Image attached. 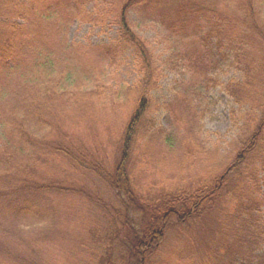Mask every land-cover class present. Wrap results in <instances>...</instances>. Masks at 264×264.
Masks as SVG:
<instances>
[{
  "label": "trees",
  "instance_id": "obj_1",
  "mask_svg": "<svg viewBox=\"0 0 264 264\" xmlns=\"http://www.w3.org/2000/svg\"><path fill=\"white\" fill-rule=\"evenodd\" d=\"M90 1L0 0V264H51L50 255L39 248L42 242L52 240V224L47 225L50 222L45 215L51 208L45 206L55 194L65 192L64 196L69 189L62 179L51 175L52 171L60 172L69 161L78 168L93 166L102 174L107 170L98 159H83L91 152L75 143L65 130L66 122H73L74 116L88 108L91 113L87 112V116L96 126L106 102L122 108L117 100L131 106L118 136L117 159L129 160L139 137L152 145L165 142V148H173L174 135L170 132L182 131L181 158L186 166L199 164L198 170L195 165L191 169L197 177V187L156 205L133 193L127 181V166L122 167L123 172L116 167L117 172H111L117 190L124 192L142 213L141 228L129 232L135 240L130 243L132 248L141 255H149L151 249L146 244L158 232L162 234L175 224L214 215L215 201L229 186L228 176L235 175L238 178L233 190L239 203L228 217L218 220L221 230L212 251L208 249L209 264H264V87L254 85L260 83V78L255 77L253 82L247 74L242 81L224 85L232 101L246 108L236 116L240 131L237 139L226 143L228 153H221L224 145L220 146L219 140L212 150H205L202 140L191 134L201 117V111L196 114L197 106L193 107L191 102L195 98L202 101L211 86L220 84L211 78L216 69L227 66L247 73L254 69V76L264 73V0H175L167 12L161 13L159 20L168 32L171 54L165 59V67L176 72L186 59L187 67L198 69L197 77L189 79L186 87L183 82L178 84L185 89L178 91L183 118L176 100L160 104L150 96L162 76V62L154 57L149 43L136 36L129 26L128 12L140 1L151 7L152 0H125L121 4L117 16L118 43H69L67 31L73 21L84 24L100 20L85 10ZM187 31L195 35L182 42L180 35ZM223 46L233 50L234 60L229 62L230 52L223 53L227 62L222 65ZM123 48L133 49L139 78L137 83L128 85L118 82L113 74L112 80L117 83L107 88L110 77L103 64L108 68L117 64ZM95 61H101L99 69ZM240 62L243 65L237 68ZM81 76L87 77L84 88L78 82ZM111 91L113 97L108 98ZM160 108L170 112L168 120L174 125L173 131L156 127L153 113ZM254 117L258 118L257 127L250 132ZM236 140L243 149L233 154ZM210 151L215 159L207 168L212 167L213 179L203 176L206 168L200 164ZM55 166L60 168L56 170ZM42 219L46 220L43 226ZM208 222L213 228L216 220L212 223L213 218L209 217Z\"/></svg>",
  "mask_w": 264,
  "mask_h": 264
},
{
  "label": "rangeland",
  "instance_id": "obj_2",
  "mask_svg": "<svg viewBox=\"0 0 264 264\" xmlns=\"http://www.w3.org/2000/svg\"><path fill=\"white\" fill-rule=\"evenodd\" d=\"M120 1L91 0L85 6V10L97 15L100 20L84 24L77 20L73 21L67 31L69 43L83 45L88 42L109 45L118 43L120 27L117 16L121 4L125 0ZM174 2L175 0H152L151 7H146V3L140 1L135 8L128 12L127 18L130 29L136 36L149 43V48L154 57L162 62L160 64L163 68L162 76L160 75L158 82L152 87L150 96L160 104L164 102L173 103V100H176L175 105L179 108L178 113L183 118L184 107L178 91L185 92V89L180 88L178 84L183 82L182 85L186 87V82L189 79L191 81L192 78L197 77L198 69L195 66L192 68L190 65L187 67L186 59H183L184 64L176 72L165 67V59L171 55L168 49L169 37L159 19L161 13L167 12ZM194 35V32L187 31L180 35V40L185 42ZM123 50L117 59V64L111 65L110 68L103 64V67L107 69L106 74L110 77L106 81L107 88L115 86L117 81L128 85L137 83L139 76L136 73L134 51L130 48H123ZM226 52L231 53L227 55L229 62L234 60L231 57L233 50L223 46L222 54ZM223 55L225 58L222 65L227 62V56ZM94 63L98 65L99 69L101 61ZM242 65L243 63L240 62L237 68ZM214 66H216L215 62ZM228 68L224 66L220 70L216 69L211 74V78L220 84L211 86L207 96L202 101L195 98L191 102L193 107L197 106L196 114L201 111L200 120L196 124V131L192 129L191 134H196L197 140H202L201 143L205 150H212L215 147L214 143L219 140L220 146L224 145L221 153H228L226 143L237 139L236 136L240 130H238L239 119L236 116L246 109L239 107L232 101L224 90V85L231 81H242L249 74L252 76L253 82H255V77L260 78V83L251 82L252 84L264 87L262 85L264 84V73H258L254 76V72H256L254 69H250L247 73L241 69ZM113 74L117 77V81L112 80ZM78 82L80 87H86L87 77L81 76ZM176 90L177 92L174 94ZM112 91L108 98L113 97ZM116 102L122 108L111 107L106 102L102 106V112H99L100 120L96 126H94V120L90 121L87 116V112L91 113L88 108L74 116L73 122L70 123V120L66 122L65 130L70 137L77 141L76 144L87 148V152H91L85 155L83 159H98L105 164L107 170L105 174H102L99 169L93 166L91 169L87 166V169L75 167L71 161L66 162L63 168L55 166L56 170L60 168L61 171L55 172L53 170L51 175L57 180L62 179L69 189L64 196L65 192L55 194L56 197L47 201L45 208L49 207L51 211L46 212L45 215L50 222L47 225L52 224L50 235L53 241L42 242L39 248L50 255L51 264H209V260H211L209 250L212 251L217 232L221 230L218 220L228 217V213H232L236 204L239 203L233 190L238 176H228L230 178L227 183L229 186L223 188L221 195L214 203V205L217 204V208H214L216 213L206 215L208 218H213L212 223L216 220L213 228H211V222H208L207 217L194 218L182 225L175 224L171 228L165 229L162 234L158 232L152 241H148L146 246L151 249L150 253L146 256L141 255L139 251L132 248L130 243L135 240L132 238L134 237L133 233L129 234V232L131 229L135 232L139 230L142 213L134 208L124 192L117 190L116 184L113 183L114 180L110 176L111 172H117L118 168L122 171V167L127 166V181L133 193L140 196L144 202L156 205L174 195H179L182 191L197 187V177L193 176L191 169L195 165L194 167H197L198 170L199 164L186 166L181 158L183 154L179 139L183 136L182 131H175L174 134L170 132V135H174V147L169 149L165 148V142L163 145H152L139 140V137L129 160L121 162L116 158L119 153V149L117 150L116 147L117 140L122 130L123 121L128 117L131 106L127 101L120 102L117 100ZM124 109L126 111L123 112ZM169 117L170 112L163 108L153 113L156 127L165 131H173L174 125L171 120H168ZM81 121L85 124L80 125L79 122ZM257 123V117L250 121V132L257 127ZM175 127L177 128L176 124ZM233 144V154L241 152L242 145L238 141ZM210 152L200 164L204 166V169L206 168L203 176L208 177V179L212 176L213 179L212 167L207 168L211 163L214 164L215 159L213 151ZM82 162L85 164L84 161ZM255 167L257 168V166ZM93 168L94 172H92ZM248 170L251 171L252 167ZM43 205L44 203L40 206ZM41 222L43 226L46 220L42 219ZM218 249L219 247L216 248V250ZM67 255L68 259L66 258Z\"/></svg>",
  "mask_w": 264,
  "mask_h": 264
}]
</instances>
